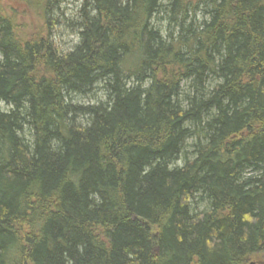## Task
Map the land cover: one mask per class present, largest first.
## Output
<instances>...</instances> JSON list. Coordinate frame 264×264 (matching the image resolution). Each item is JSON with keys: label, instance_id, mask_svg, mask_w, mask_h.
Returning <instances> with one entry per match:
<instances>
[{"label": "trees", "instance_id": "trees-1", "mask_svg": "<svg viewBox=\"0 0 264 264\" xmlns=\"http://www.w3.org/2000/svg\"><path fill=\"white\" fill-rule=\"evenodd\" d=\"M22 1L45 20L0 0V264L262 252L264 0H81L69 50L62 0Z\"/></svg>", "mask_w": 264, "mask_h": 264}, {"label": "rangeland", "instance_id": "rangeland-1", "mask_svg": "<svg viewBox=\"0 0 264 264\" xmlns=\"http://www.w3.org/2000/svg\"><path fill=\"white\" fill-rule=\"evenodd\" d=\"M79 2H81V0H62L59 11L54 13L55 16H60L61 14L64 15V17H59L60 23L56 26L55 31H52L53 29L49 31L51 32L55 43H57L62 50H69L76 43L75 28L67 26L65 19H75ZM1 3L7 12H12L14 14L16 19L15 23L18 27H20L18 32L22 35H24V33H34L41 27V22L45 20L44 18V20L41 19L38 17L39 15L37 16L34 12L32 13L29 9H27V6L22 0H1ZM12 13L10 14L13 15ZM0 109L6 110L7 107L4 104H0ZM179 164L181 163L179 162ZM251 261H255L257 264H264V250L251 255L244 264H248Z\"/></svg>", "mask_w": 264, "mask_h": 264}, {"label": "flooded vegetation", "instance_id": "flooded-vegetation-1", "mask_svg": "<svg viewBox=\"0 0 264 264\" xmlns=\"http://www.w3.org/2000/svg\"><path fill=\"white\" fill-rule=\"evenodd\" d=\"M248 264H257L255 261H251Z\"/></svg>", "mask_w": 264, "mask_h": 264}]
</instances>
